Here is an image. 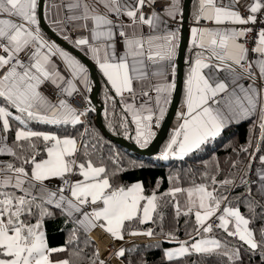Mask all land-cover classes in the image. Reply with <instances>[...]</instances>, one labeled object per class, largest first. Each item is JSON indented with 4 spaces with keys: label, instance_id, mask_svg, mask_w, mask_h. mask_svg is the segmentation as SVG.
<instances>
[{
    "label": "snow or ice",
    "instance_id": "6c2138e0",
    "mask_svg": "<svg viewBox=\"0 0 264 264\" xmlns=\"http://www.w3.org/2000/svg\"><path fill=\"white\" fill-rule=\"evenodd\" d=\"M45 14L94 62L114 93L119 127L141 148L178 77L181 123L160 159H197L253 118L264 141V0L243 11L240 0H0V264H149L153 250L161 264H264L259 146L172 173L164 191L161 182L122 183L119 153L105 154L88 124L96 110L89 68L47 37ZM56 221L64 243L50 246L46 224ZM105 243L116 248L111 260Z\"/></svg>",
    "mask_w": 264,
    "mask_h": 264
},
{
    "label": "trees",
    "instance_id": "16d2710c",
    "mask_svg": "<svg viewBox=\"0 0 264 264\" xmlns=\"http://www.w3.org/2000/svg\"><path fill=\"white\" fill-rule=\"evenodd\" d=\"M191 23V19H190ZM190 45H188L189 47ZM188 53H186L187 59ZM187 66L185 65V72ZM112 95L105 91L101 85L99 92V101L104 106L103 109V122L106 129L114 136H122L123 138L135 142L132 135L125 134V130L119 127V116L114 114V105L112 101L108 98ZM119 104L115 105V113H119ZM95 112L89 113L88 124L94 134L99 135L102 138L103 148L102 151L107 154L109 150L119 153L120 163L127 170L122 173L120 179L122 183H132L135 181H143L146 189H151L152 186L161 182V191L167 189L170 185L166 179L172 173L180 172L181 175H185L188 169H202L204 167L203 162H211L213 157L219 158L221 162L225 159L232 157L234 158V149L240 146H247L251 142L252 147L249 151H254L258 146L260 148L259 152H256V156L264 155V141L259 139L260 129L257 126L258 120L255 118L251 120H245L238 125L231 128V130L226 131L222 139L210 144L205 152L198 154L199 158L192 159L186 158V161L181 162L178 160L164 161L157 156L154 157H144L132 154L123 146L109 140L100 128L97 126L95 121ZM111 125V126H110ZM173 132L172 128L170 130L169 136L161 147V152H163L165 146L167 145L169 139L171 138ZM214 150V151H210ZM143 165V167H133V165ZM109 163V167H111ZM254 166H259V161H255ZM60 227L59 221L49 222L46 224L48 230L49 244L50 246H59L64 243V234L58 231ZM183 239V236L181 237ZM136 244L142 246V241H134ZM132 243V242H131ZM164 247H169L165 244ZM149 264H161V253L159 250H153L152 255L147 257ZM127 264V262H125ZM133 264H135V259H133ZM187 264H191L189 260ZM253 264H259V260L253 257Z\"/></svg>",
    "mask_w": 264,
    "mask_h": 264
},
{
    "label": "water",
    "instance_id": "95a60500",
    "mask_svg": "<svg viewBox=\"0 0 264 264\" xmlns=\"http://www.w3.org/2000/svg\"><path fill=\"white\" fill-rule=\"evenodd\" d=\"M185 3H187V0H185ZM185 15L188 16V12H185ZM190 26V18L186 21L184 27L182 28V36H181V47L187 48L189 45V33L188 28ZM42 27L44 31H46L49 35H51L55 40H57L59 43L62 44L67 50L71 51L73 54L77 55L82 62L85 63V65L89 68L92 80L95 82V88L91 92L90 98L92 101V106L96 109L94 112L96 114L95 121L97 126L100 128V130L103 132V134L111 141L123 146L125 149H127L132 154L138 155V156H144V157H154L156 155H159L161 152V147L163 143L166 141V139L169 136L171 127L173 125V122L175 120L177 110L179 107V104L181 102L182 94H183V83H182V77L177 78V92L173 94V98L171 101V105L169 108V111L167 115L165 116L159 130L157 131L156 135L154 136L153 140L150 142V144L147 147L141 148L136 142L129 141L122 136H114L112 135L105 127L103 122V109L104 106L99 101V92L101 89V81L99 78V74L97 72L96 66L86 60L82 54H80L77 50L72 48L70 44L67 42L64 44L59 40V38L54 34L47 24L45 23V20L43 18ZM187 53V52H186ZM186 53H185V59H186ZM177 63L181 64V67L183 68L185 72V65L184 63H181L179 60Z\"/></svg>",
    "mask_w": 264,
    "mask_h": 264
},
{
    "label": "crops",
    "instance_id": "0c3cea01",
    "mask_svg": "<svg viewBox=\"0 0 264 264\" xmlns=\"http://www.w3.org/2000/svg\"><path fill=\"white\" fill-rule=\"evenodd\" d=\"M182 3H185V0H182ZM247 3H249V0H240V7H241V10H243V7L247 4ZM44 20H45V23L47 24V26L49 27V24H50V21H48L47 20V14H45V16H44ZM190 26H191V23H190ZM189 26V27H190ZM49 29L51 30V28L49 27ZM52 31V30H51ZM53 32V31H52ZM45 33H46V35H47V37L48 38H50L51 40H53V41H55L56 43H58V44H61V43H59L57 40H55L51 35H49L46 31H45ZM54 34H56L55 32H53ZM85 33H82V32H77L76 33V35L73 37V38H76V37H78V36H80V35H84ZM58 38H59V40H61V42H63L64 44L66 43L65 41H63V39H62V37H59L58 35H56ZM189 45H190V40H189ZM61 46H62V44H61ZM64 47V46H63ZM75 55V54H74ZM79 58V57H78ZM84 58H86V60H88V61H90V62H92L88 57H85L84 56ZM82 61V60H81ZM84 63V62H83ZM93 64H94V62H92ZM95 65V64H94ZM97 68V67H96ZM187 71V70H186ZM90 72V71H89ZM97 72H98V74H99V78H100V81H101V85H102V87H103V89L105 90V91H108V93L110 94V95H114V93L111 91V89H110V87L106 84V81H105V78L102 76V74L99 72V70H98V68H97ZM91 75V74H90ZM91 79H92V77H91ZM94 88H95V82L92 80V91L94 90ZM91 91V92H92ZM174 94V93H173ZM89 95V97H90V95H91V93H89L88 94ZM172 98H173V96H172ZM172 101V100H171ZM170 105H171V103L167 106V110H166V114H165V116L167 115V113H168V111H169V108H170ZM182 109H183V94H182V98H181V102H180V104H179V107H178V110H177V114H176V117H175V120H174V122H173V125H172V132H174L176 129H177V127H178V125H179V123H181V120H180V115H181V112H182ZM162 122L163 121H161V122H159V124L157 125L155 122H154V126H153V129H152V131L155 133V135H156V133H157V131L159 130V128H160V126H161V124H162ZM241 122H243V121H241ZM240 122V123H241ZM133 137H134V133H133ZM154 138V137H153ZM153 138H152V140H153ZM135 140V139H134ZM151 140V141H152ZM150 141V142H151ZM136 142V141H135ZM150 142H149V144H150ZM148 144V145H149ZM139 145V144H138ZM147 145V146H148ZM140 146V145H139ZM144 238H136L135 239V241H142ZM131 243V242H130ZM110 245H112L111 243H105V246L107 247V252L105 253V256L108 258V254H109V248H110ZM112 259V257L110 258V260ZM113 264H115V262H113Z\"/></svg>",
    "mask_w": 264,
    "mask_h": 264
},
{
    "label": "built area",
    "instance_id": "2783aa9c",
    "mask_svg": "<svg viewBox=\"0 0 264 264\" xmlns=\"http://www.w3.org/2000/svg\"><path fill=\"white\" fill-rule=\"evenodd\" d=\"M243 11V10H242ZM76 35V33L75 34H73V37ZM92 106V105H91ZM110 250H109V254H108V259L110 260V258L112 257V254L116 251V248L113 246V245H110V248H109Z\"/></svg>",
    "mask_w": 264,
    "mask_h": 264
},
{
    "label": "rangeland",
    "instance_id": "374dc122",
    "mask_svg": "<svg viewBox=\"0 0 264 264\" xmlns=\"http://www.w3.org/2000/svg\"><path fill=\"white\" fill-rule=\"evenodd\" d=\"M156 156L160 158V154L159 155H156Z\"/></svg>",
    "mask_w": 264,
    "mask_h": 264
}]
</instances>
